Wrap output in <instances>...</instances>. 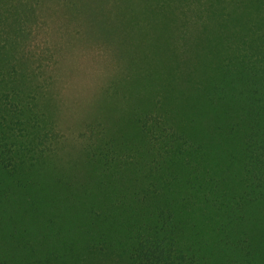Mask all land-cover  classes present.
Here are the masks:
<instances>
[{
	"label": "trees",
	"instance_id": "16d2710c",
	"mask_svg": "<svg viewBox=\"0 0 264 264\" xmlns=\"http://www.w3.org/2000/svg\"><path fill=\"white\" fill-rule=\"evenodd\" d=\"M0 264H264V0H0Z\"/></svg>",
	"mask_w": 264,
	"mask_h": 264
}]
</instances>
